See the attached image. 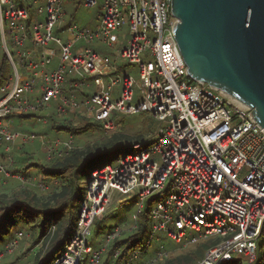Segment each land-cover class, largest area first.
<instances>
[{
    "label": "built area",
    "instance_id": "built-area-1",
    "mask_svg": "<svg viewBox=\"0 0 264 264\" xmlns=\"http://www.w3.org/2000/svg\"><path fill=\"white\" fill-rule=\"evenodd\" d=\"M39 1L44 5L32 10L24 0H0V49L9 66L0 84V186L13 179L20 188L48 189L44 175L37 180L33 170H9L19 142L38 140L48 160L75 148L72 135L12 129L13 115L31 114L46 124L51 115L44 110L58 119L76 113L100 122L106 137L127 114L145 111L157 121L146 142L90 172L72 237L51 264H99L111 242L136 228L148 199L152 223L145 245L123 264H136L154 242L159 249L144 264L166 258L168 241L174 250L209 238L215 244L195 264H253L264 234V128L250 108L189 77L173 36L171 0H102L94 27L63 26L65 0H32ZM123 25L128 38L116 34ZM136 91L141 99L133 104ZM130 199L131 221L115 225L93 247L95 217ZM25 236L17 230L0 249V260Z\"/></svg>",
    "mask_w": 264,
    "mask_h": 264
},
{
    "label": "trees",
    "instance_id": "trees-1",
    "mask_svg": "<svg viewBox=\"0 0 264 264\" xmlns=\"http://www.w3.org/2000/svg\"><path fill=\"white\" fill-rule=\"evenodd\" d=\"M0 62L1 84L9 73V66L3 57ZM13 118H17L18 123L21 124L26 120L34 119V116L20 113L13 115ZM54 118H51V128L57 134L64 131L68 132L67 135H72L73 139L75 134L85 133L89 129L100 131V136L104 132L100 122L91 121L80 114H72L69 119L57 118L58 120H54ZM156 124V120L149 117V130H147L146 136L142 133L134 135L126 133L123 131L125 126L122 124L120 131L118 129L108 137L97 138L81 146L74 143L75 148L69 154L53 160H48L44 157L43 163L28 164L25 160H21L15 154L16 150L20 148L18 147L19 143L15 145L12 153L15 162L9 170L28 173L32 171L31 166H35L38 171L34 172L45 176L48 182V189L43 191L34 185L42 191L39 193L37 189L26 185L21 187L19 193L10 199L5 198V194L0 195V249L13 237L17 225L22 221L29 226V231L32 235L37 234L35 241L42 239L44 242L43 246L45 245V250L40 248L33 252L31 259L27 260V264H51L59 255L62 246L71 239L76 227L80 204L85 194L80 182L83 179L85 181L92 170L104 166L106 163L101 164L104 160L109 161L115 156L117 157L126 145H130L131 149H133L132 144L146 142L149 139L147 137L154 133ZM12 129L14 128L12 127ZM130 150L125 154L132 152L134 149ZM0 159H4L3 153H1ZM11 182L15 183L13 179ZM16 183L18 184L17 181ZM3 186L0 187L3 188ZM151 205L152 199H148L142 213L138 216L136 228L131 232L125 231L121 237L111 242L99 264H123L133 249L144 247L152 223L148 213ZM125 221L130 222L131 220L126 219L119 224H124ZM94 224L95 219L93 221ZM51 226L54 229L49 233ZM114 226L110 227L109 230ZM97 233H100V230ZM5 235L7 237H4ZM215 242L216 240L211 238L200 240L183 250H172L175 244L171 242L167 245L169 249L168 256L154 264H195L203 258L205 251ZM157 249H159V245L155 244L154 251ZM116 250H119L120 254L116 259H113V254ZM153 252L141 257L136 264H144L151 258L154 254ZM263 259L264 255L258 252L257 259L253 264H261ZM229 264H239V261Z\"/></svg>",
    "mask_w": 264,
    "mask_h": 264
},
{
    "label": "water",
    "instance_id": "water-1",
    "mask_svg": "<svg viewBox=\"0 0 264 264\" xmlns=\"http://www.w3.org/2000/svg\"><path fill=\"white\" fill-rule=\"evenodd\" d=\"M170 9L189 77L250 108L264 128V0H171Z\"/></svg>",
    "mask_w": 264,
    "mask_h": 264
},
{
    "label": "rangeland",
    "instance_id": "rangeland-1",
    "mask_svg": "<svg viewBox=\"0 0 264 264\" xmlns=\"http://www.w3.org/2000/svg\"><path fill=\"white\" fill-rule=\"evenodd\" d=\"M98 5L94 7H85L83 5L82 0H65L63 4V11L65 13L64 15V20H63V26H66L68 24H80L84 26H90L94 27L95 23L97 22V14L99 12V6L102 2V0H97ZM25 3L30 5V8L33 10L35 9L38 5H44V1H39L37 4H33L32 0H24ZM122 33H125L126 36L125 38L129 37V30L127 25H123L121 28H119L116 31V34L118 36H122ZM92 46L98 50H100V47L97 45L92 44ZM3 57L2 51L0 49V61ZM133 77L137 80L138 79V72L134 71L133 72ZM141 99L140 93L136 91L135 97L132 101L133 104H136L138 100ZM52 109L44 110L41 112V114H50L51 117L48 121V123L44 124L41 121H38L37 119H31V120H26L25 122L19 124L17 118L12 119V127L14 130H20L22 132H34V133H43L45 134L48 138H67L68 132H60L57 134L52 128V121L51 118L55 117L53 114ZM149 117H152L148 112L141 111V112H136L133 114H127L123 117H121L120 121V128L119 131L122 129L121 125L124 124V132L129 133L131 135L134 134H140L142 133L143 135L146 136V132L148 129V120ZM153 118V117H152ZM11 120V119H10ZM54 120H58L56 117ZM157 122V121H156ZM157 125V124H156ZM100 136V131L94 130V129H89L87 132L82 133V134H75L74 136V143L76 145H84L88 142H92L94 140L98 139H103V137H106L104 135V132H102ZM149 138V137H147ZM15 152L17 154L18 158L21 160H25L26 163H43L45 153L43 150V147L41 146L40 142L38 140L34 141H29L25 143L19 142V146ZM131 149L130 145H126L125 147L122 148L121 152L115 156L111 160H104L101 164L105 163H111V164H116L117 159H120L127 151ZM131 149L130 151H132ZM134 151V150H133ZM46 158V157H45ZM156 159L160 160L159 156H156ZM31 170L33 171H38L35 169V166H31ZM37 180L39 177H41L43 174H40L37 172L32 173ZM12 180V179H11ZM10 180V181H11ZM8 182L7 185L0 187V195L5 194L4 196L7 199H10L11 197L17 195L20 190V185L19 183L17 184L16 181L14 182ZM48 183V182H47ZM82 188L84 189V179L80 182ZM29 187H33L37 189L33 184H29ZM39 193V189H37ZM133 199L128 200L127 202L124 203L122 207L119 208V205L117 203H114L110 208L109 211H106L102 213L101 215L95 217V224L91 227V232L89 235V241L93 247H97L99 243L103 240L105 233L109 230L110 227L114 225H118L121 221L123 220H128L132 219V215L135 211V206L134 202L132 201ZM17 230H22L25 233H27L24 239H22L19 247L9 256H5L0 260V264H27V260L31 259V256L33 255V252L37 249L43 248L45 250V245L43 246V240L39 239L37 242L35 241L37 234L32 235V233L29 231V226L26 225L24 222H20L17 225L16 231ZM100 230V233H97V231ZM4 237H7L5 235ZM168 244L171 243V241L167 242ZM197 243V242H196ZM156 242H154L151 246L147 248V252L142 256H147L150 253L154 251V246ZM185 249V248H184ZM183 250V249H179ZM258 252L262 253L264 255V234L260 236L258 239ZM44 252V251H43ZM261 264H264V259L261 262Z\"/></svg>",
    "mask_w": 264,
    "mask_h": 264
}]
</instances>
